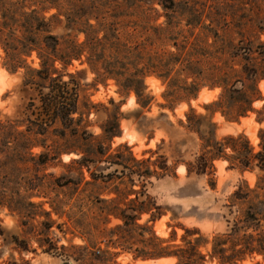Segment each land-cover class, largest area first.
Returning a JSON list of instances; mask_svg holds the SVG:
<instances>
[{
  "label": "trees",
  "instance_id": "1",
  "mask_svg": "<svg viewBox=\"0 0 264 264\" xmlns=\"http://www.w3.org/2000/svg\"><path fill=\"white\" fill-rule=\"evenodd\" d=\"M192 1L0 0L3 65L11 72L24 68L23 85L36 93L28 103L25 118H0V208L19 216L22 225L37 228V234L43 235L38 238L43 251L54 253L57 249L48 237L55 221L42 199L49 190L65 184L77 188L101 177L135 174L143 181L144 189L139 193L145 197L138 210L129 205L114 210L106 205L115 199L107 201L98 196L87 195L85 201L81 200L87 210L95 207L105 216L121 220L102 232L115 247L131 253L133 259L171 257L175 264H245L246 260H250L249 264L264 263V126L258 131L256 147L243 133L217 139L211 122L207 123L203 116L187 114L190 128L198 130L203 139L196 161L186 164L187 172H212L217 159L240 170L261 171L254 187L246 181L237 185L226 204L230 216L224 215L227 229L211 235L197 226L177 223L170 226L168 236H159L148 224L162 212L160 206H154L157 212L145 208L149 201L146 181L152 175L162 177L170 172L165 157L161 162L131 157L132 165L109 154L106 158L111 164L121 165L120 172H91V181L81 175L78 180H63V176L47 172L49 162L59 161L63 152L80 151L46 143L49 128L57 122L61 124L62 137L67 130L73 135L79 132L73 117L77 95L70 97L74 79L63 81L56 63L63 68L74 60L85 63L94 73V80L104 83L112 79L122 92H133L142 107L151 101L144 94L145 78L150 75L167 81L170 108L176 100L196 97L204 86L219 87L217 100L207 104V109L220 110L228 121L254 111L256 121L264 123V104L259 109L253 107L254 101L262 98L257 84L264 78V40L260 39L264 35V0H232L213 6L215 10ZM161 17L163 21H159ZM61 24L65 32L54 33L53 29ZM33 54L37 67L28 62ZM102 129L109 138L120 134L118 118L106 121ZM36 148L40 150L35 151ZM99 153L105 155L103 151ZM81 154L70 162L80 170L94 162L85 152ZM132 193L135 197L129 202L138 199V192L134 191L127 193V198ZM55 203L51 208L59 214ZM142 213L150 215L146 223H138ZM176 227L182 230L179 236ZM4 240L21 250H30L27 238L12 235ZM96 253L98 256L100 251Z\"/></svg>",
  "mask_w": 264,
  "mask_h": 264
},
{
  "label": "rangeland",
  "instance_id": "2",
  "mask_svg": "<svg viewBox=\"0 0 264 264\" xmlns=\"http://www.w3.org/2000/svg\"><path fill=\"white\" fill-rule=\"evenodd\" d=\"M193 1L209 10H215L217 4L232 2V0ZM155 6L161 11L158 5ZM51 12L53 10L47 15ZM163 20L164 17L159 19ZM53 32L56 34L65 32L63 25L56 26ZM79 39L81 40L82 36H79ZM260 39L264 40V35H261ZM28 62L32 67L38 66L34 54ZM3 63L4 52L0 47V118H25L28 103L36 93H33V88L23 85L24 68L11 72ZM56 66L63 74V81H72L71 77L74 79L75 87L72 88L70 97L77 95V112L73 117L77 119L76 127L79 128V132L78 135H73L67 130L62 137L59 135L61 124L57 122L49 128L46 143L62 149L79 148L94 162H89L88 166H83L80 170L79 166L70 162L79 158L82 152L79 150L63 152L59 161L49 162L48 173L63 176V180L67 178L78 180L81 175L85 180L91 181V172L98 175L100 172L106 174L114 169L121 170V165L109 162V158H106L109 154L117 155L119 159L132 165L134 163L131 157L135 160L160 162L163 161L162 157H165L171 167L170 172L162 177L152 175L147 179L145 186L149 196L145 208L157 212L154 206L161 207L162 215L153 222H148L155 233L166 237L171 230L170 226L177 223L188 227L197 226L209 235L227 229L226 219L230 216L226 204L229 196L241 181H246L250 187H254L261 171L258 168L240 170L230 166L226 160L217 159L214 161L212 172L202 174L195 171L187 172L186 164H193L196 161L203 143L200 132L190 128L187 114L205 117L207 123L213 124L217 139L225 134L243 133L250 143L257 147L258 131L264 123L256 121L254 111L236 121L226 120L220 110L211 111L206 108L207 104L217 100L221 89L219 87L210 89L206 86L199 90L196 97L176 100L170 108L168 100L171 98L168 95L167 81L155 75L145 78L144 94L150 96L151 101L147 107H142L133 92H122L112 79L104 83L94 80V73L85 63L74 60L66 68L60 63H56ZM257 85L262 98L254 101L255 109L261 108L264 104V78L260 79ZM115 116L118 118L120 134L109 138L104 134L102 126ZM100 151L105 155L100 154ZM150 168L154 169L153 165ZM156 170L161 173L160 169ZM142 184V179L135 174L124 177L115 175L111 179L98 178L88 185L82 183L77 188L72 184H65L49 190L47 197L42 199L45 201L44 207L51 211V218L55 221L48 231V237L57 247L54 253L45 252L38 246V238L43 235L37 234V228L22 225L19 216L0 208V228L3 230V235H0V264H102V261L105 264H140L141 261L143 264L151 262L175 264V259L171 257L162 258L163 260L165 258L166 263L161 258L133 259L131 253L123 252L109 242V237H104L105 231L121 223V220L105 216L95 207L87 210L85 203H81L82 198L85 201V196L90 195L107 201L115 199L106 205L114 210L128 205L138 210L141 208L140 202L145 198L139 193L144 189ZM133 191L138 192V199L129 202L135 194L132 193L127 198V193ZM54 203L59 214L51 208V204ZM149 218V213H142L138 223H146ZM35 223L34 221L33 224ZM103 229L105 231L102 235ZM176 230L179 236L182 230L177 227ZM12 235L27 238L30 250H21L14 243L4 240V237L7 239ZM97 250L100 251L98 256ZM249 262L250 260H246L245 264ZM206 264H216V261Z\"/></svg>",
  "mask_w": 264,
  "mask_h": 264
},
{
  "label": "bare ground",
  "instance_id": "3",
  "mask_svg": "<svg viewBox=\"0 0 264 264\" xmlns=\"http://www.w3.org/2000/svg\"><path fill=\"white\" fill-rule=\"evenodd\" d=\"M263 86H264V85H263ZM241 120H242V119H241ZM243 120H244V119H243ZM162 258H163V257H162ZM162 258H161V259H162ZM156 260H157V259H156ZM162 260H163V259H162ZM162 260H161V262H162ZM164 260H165V258H164ZM164 260H163V261H164ZM146 261H147V260H146ZM167 261H168V260H167ZM147 262H149V261H147ZM139 263H140V260H139ZM141 263H142V261H141ZM141 263H140V264H141ZM151 263H152V262H151ZM151 263H150V264H151ZM159 263H160V262H159ZM159 263H157V264H159ZM164 263H166V260L164 261ZM142 264H143V263H142ZM153 264H156V263H153Z\"/></svg>",
  "mask_w": 264,
  "mask_h": 264
}]
</instances>
